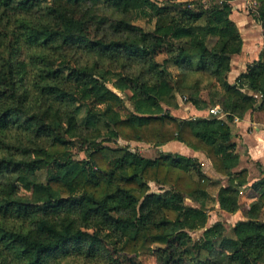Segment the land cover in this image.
Wrapping results in <instances>:
<instances>
[{
	"label": "trees",
	"instance_id": "obj_1",
	"mask_svg": "<svg viewBox=\"0 0 264 264\" xmlns=\"http://www.w3.org/2000/svg\"><path fill=\"white\" fill-rule=\"evenodd\" d=\"M232 1L0 0V264L117 254L156 255L159 264H264V176L253 184L257 199L241 205L249 171L234 170L240 155L231 125L211 115L178 118L164 107H177L181 94L199 110L219 105L230 121L264 112V47L229 81L243 48ZM255 1L264 36V0ZM139 15L154 29L137 24ZM73 50L89 56L80 61ZM127 92L133 108L125 112ZM119 139L177 140L205 152L229 178L220 207L241 209L246 219L233 236L221 220L208 225L210 178L197 158L163 151L150 158L110 144Z\"/></svg>",
	"mask_w": 264,
	"mask_h": 264
},
{
	"label": "crops",
	"instance_id": "obj_2",
	"mask_svg": "<svg viewBox=\"0 0 264 264\" xmlns=\"http://www.w3.org/2000/svg\"><path fill=\"white\" fill-rule=\"evenodd\" d=\"M239 1L240 0H234L232 4L234 5ZM232 18L236 21L242 33L243 48L241 53L235 54L232 57L231 71L229 73L230 82H234L236 77L246 70L247 65L249 63H252L255 60L259 59L260 54L264 47V36L262 33V29L260 24L256 22L255 19L252 20L257 30H259V35L257 37V35L255 34L256 36L254 38L251 37L249 39L250 43H246L247 39L244 36L242 26H247L248 15L246 13H240L236 8H234L232 13ZM245 92L258 97L259 102L262 101V95L260 93L249 90H245ZM178 96L181 99V101H178L177 107L174 106L166 107L171 111V113L174 116L182 119L210 116L209 109L199 110L191 102L186 101V98L181 96V94H178ZM204 96H206V94H204ZM187 112L189 117L182 115L183 113H187ZM221 119L227 121V123L231 125L232 131L234 133L233 140L237 144L236 150L240 155L239 165L234 170L240 171L246 168L249 171L248 184L243 186L240 190L241 205H248L253 201H255L258 197L256 190L253 188V184L264 176L263 173L264 171V112L261 109L257 108L255 110L248 111L242 118L236 116L233 120L230 121L226 115ZM136 143L140 144L141 142H136ZM154 147H156L158 150L157 155L159 151L180 153L189 157H195L199 160L202 167V171L210 178V183L208 186L209 198L206 201L209 208L210 217H211V208H212L210 207V202L212 201V199H214V207L217 208L220 214L224 215L225 217L215 221H210V223H209L210 220L209 217L208 225H211L214 222L221 220L225 223L226 235H228L227 224H226L228 221L227 216H232L233 218H235V221L233 222V225L231 227L232 234L228 236H233L234 235L233 227L235 223L239 220L246 219V217L244 216L241 209H239L236 212H228L220 207L218 194L222 187H227L229 185V178L219 174L215 170L210 158L206 155L205 152L194 150L180 141L174 140L162 146H154ZM156 156L150 158H155ZM255 168L258 171L257 173H255L254 170ZM152 184L155 183H151V185ZM213 187H216L215 192L211 190ZM241 198L245 199V201H242ZM188 203L191 205L198 206L197 203L192 201H188Z\"/></svg>",
	"mask_w": 264,
	"mask_h": 264
},
{
	"label": "rangeland",
	"instance_id": "obj_3",
	"mask_svg": "<svg viewBox=\"0 0 264 264\" xmlns=\"http://www.w3.org/2000/svg\"><path fill=\"white\" fill-rule=\"evenodd\" d=\"M156 1H158L159 3L170 4L171 1L178 2V1H183V0H156ZM234 8H236L238 10V12L246 13L248 15L247 26H242V29H243L244 36L247 39L246 43H250L249 39L251 37L254 38L256 35L258 37V35H259V30H257V28H256V26L252 20V19H255L253 16L257 14L256 1L255 0H240L239 2H237L233 5V10H234ZM173 9H174V11L179 10L178 8H173ZM134 21L137 24L143 26L145 28V30H147V31H151L154 29L155 21H151L147 17L139 15V16H136V18H134ZM256 22H258V21L256 20ZM260 26H261V24H260ZM261 29H262V27H261ZM251 33H252V35H251ZM216 41H217V37H211L208 41L209 46L213 47L215 45ZM71 54L74 55L76 58H78L80 61L87 59L89 56L88 54H87L88 56L85 55L81 50H79V51L73 50ZM157 56H158V60L162 61L163 59H165L167 54L164 52H160ZM166 67H167L168 71L171 72L172 77L175 78L176 74L179 71L177 65L173 64L172 62H169ZM208 85H209V82L207 85H205V87H208ZM206 90L209 91L208 89H206ZM207 91H205L204 94H206ZM121 95L124 98V105H125L123 107V111L126 112L128 110H132L133 107H132V104H131L130 99H129L130 93L129 92L121 93ZM177 100L181 101L178 94H177ZM167 106L168 105L164 104V107H167ZM84 115H85V108L82 110L81 117H83ZM182 115L189 117L188 112L183 113ZM80 122L81 123L83 122L81 118H80ZM110 144L112 146L129 144L132 149L138 150L139 152H141L142 154H144L145 156H148V157L156 156L157 151H158L156 147H154L151 144H147L145 142H141L139 144L136 142H128L124 139H119L116 144H114V143H110ZM84 156H85L84 154H81L79 157L81 158ZM254 170H255V173L258 172L256 170V168ZM40 178L44 179L43 173L40 174ZM151 187H152V190H155V191L159 190L158 186L156 184H152ZM211 190H213V192H215L216 187H213ZM241 199H242V201H245V199H243V198H241ZM210 207H212V208H211V217H210L209 223H210V221H215V220H218V219L224 217V215L220 214L219 210L214 207V199H212V201L210 202ZM227 218H228V221L226 223L227 224V234L231 235L232 234L231 227L233 225V222L235 221V218H233L232 216H227ZM201 233H202L201 231H196L195 233H193V236L195 238H198L199 236H201ZM115 258L117 260H112V259L93 260V259H88V258H84V257H79V259L75 260V262L73 264H159L158 258L156 255H147V256L140 255L138 257L137 256L126 257L123 254H117V256Z\"/></svg>",
	"mask_w": 264,
	"mask_h": 264
},
{
	"label": "built area",
	"instance_id": "obj_4",
	"mask_svg": "<svg viewBox=\"0 0 264 264\" xmlns=\"http://www.w3.org/2000/svg\"><path fill=\"white\" fill-rule=\"evenodd\" d=\"M209 114L211 116H216L218 118H223L224 116L227 115V113L219 105L210 107Z\"/></svg>",
	"mask_w": 264,
	"mask_h": 264
}]
</instances>
